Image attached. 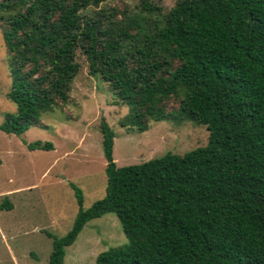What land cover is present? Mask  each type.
<instances>
[{
    "label": "trees",
    "instance_id": "1",
    "mask_svg": "<svg viewBox=\"0 0 264 264\" xmlns=\"http://www.w3.org/2000/svg\"><path fill=\"white\" fill-rule=\"evenodd\" d=\"M0 29L16 110L0 130L21 137L68 102L82 54L88 72L127 107L126 131L189 119L208 141L117 166L114 130L100 122L103 198L52 239L63 264L84 225L113 212L127 239L96 264H264V0H0ZM51 150L49 141L26 143ZM4 199L0 209H11Z\"/></svg>",
    "mask_w": 264,
    "mask_h": 264
},
{
    "label": "rangeland",
    "instance_id": "2",
    "mask_svg": "<svg viewBox=\"0 0 264 264\" xmlns=\"http://www.w3.org/2000/svg\"><path fill=\"white\" fill-rule=\"evenodd\" d=\"M138 0H106L134 6ZM169 9L176 0H154ZM68 102L44 113L41 126L29 127L21 137L0 130V264H48L52 239L46 232L64 235L78 211L74 189L83 193V208L105 195V158L100 122L114 130L113 158L117 166L137 164L170 151L183 154L204 146L205 125L189 119L151 121L143 132L126 131L119 119L127 107L107 84L88 72L82 54ZM11 77L0 29V123L16 110L7 99ZM49 141L51 150H30L23 143ZM127 241L113 212L88 221L65 250L63 264H96L97 255Z\"/></svg>",
    "mask_w": 264,
    "mask_h": 264
},
{
    "label": "crops",
    "instance_id": "3",
    "mask_svg": "<svg viewBox=\"0 0 264 264\" xmlns=\"http://www.w3.org/2000/svg\"><path fill=\"white\" fill-rule=\"evenodd\" d=\"M11 209H12V207H11ZM10 210V209H9Z\"/></svg>",
    "mask_w": 264,
    "mask_h": 264
}]
</instances>
